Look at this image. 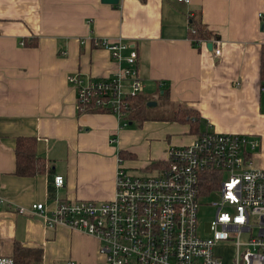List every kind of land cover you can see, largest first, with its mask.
I'll use <instances>...</instances> for the list:
<instances>
[{
	"label": "crops",
	"instance_id": "obj_1",
	"mask_svg": "<svg viewBox=\"0 0 264 264\" xmlns=\"http://www.w3.org/2000/svg\"><path fill=\"white\" fill-rule=\"evenodd\" d=\"M192 18L215 34L219 55L209 42L190 41ZM96 38L132 43L139 94L160 102L161 112L192 109L198 131L158 113L136 127L100 110L78 113L67 76L98 80L113 69L109 52L91 43ZM262 44L264 0H0V256L106 264L94 236L48 227L31 205L41 203L48 214L56 199L109 200L118 159L130 174H153L170 147L189 144L206 124L255 138L264 152ZM24 136L33 137L44 162L28 176L14 173L15 139ZM56 174L64 180L59 188L52 186Z\"/></svg>",
	"mask_w": 264,
	"mask_h": 264
},
{
	"label": "built area",
	"instance_id": "obj_2",
	"mask_svg": "<svg viewBox=\"0 0 264 264\" xmlns=\"http://www.w3.org/2000/svg\"><path fill=\"white\" fill-rule=\"evenodd\" d=\"M190 41L198 46L209 42L213 54L219 55L215 38L194 36ZM91 43L109 52L113 69L98 80L79 73L67 76L75 90L76 110L111 113L126 124L129 101L143 88L134 45L107 38ZM260 89L264 92V84ZM258 146L255 138L219 133L206 124L189 144L170 147L163 166L153 174H130L118 159L111 199H56L48 214L41 203L32 204L30 213L42 217L48 227L63 225L94 236L106 264H223L214 247L228 241L232 264H264V168L253 165ZM209 174L216 182L206 185ZM63 181L56 174L52 186L59 188ZM211 193L218 200L211 203L215 211L209 235L202 236L197 209L201 198ZM17 212L25 209L18 207ZM0 264L22 263L0 256Z\"/></svg>",
	"mask_w": 264,
	"mask_h": 264
},
{
	"label": "trees",
	"instance_id": "obj_3",
	"mask_svg": "<svg viewBox=\"0 0 264 264\" xmlns=\"http://www.w3.org/2000/svg\"><path fill=\"white\" fill-rule=\"evenodd\" d=\"M188 26L189 29H193L194 31V34H191L188 30L190 37L196 36L209 40L215 36L213 32L209 31L204 25L193 18L189 21ZM259 81L261 84H264V44L260 46ZM148 101L149 99L147 97L140 94L132 97L129 101V110L126 115V122H140L145 119H150V115L147 114L150 109L146 106V102ZM157 113L165 119L176 120L179 122L184 120L189 121L191 126L189 130L191 132H197L199 129L197 113L192 109L177 106L169 112L162 111ZM157 113L155 115H158ZM14 165V173L21 176L32 175L44 169L43 160L34 153L33 137L24 136L17 137L15 139ZM214 181L216 182L214 174H209L204 178V184L206 185H210L211 183H214ZM16 250H19L18 246L14 247V251ZM12 258L17 262L23 261V259L16 254H13Z\"/></svg>",
	"mask_w": 264,
	"mask_h": 264
},
{
	"label": "rangeland",
	"instance_id": "obj_4",
	"mask_svg": "<svg viewBox=\"0 0 264 264\" xmlns=\"http://www.w3.org/2000/svg\"><path fill=\"white\" fill-rule=\"evenodd\" d=\"M150 101H154L155 103L157 102L156 99H150ZM149 109L150 110L147 113L149 115L155 114L157 112H161L160 102L156 103L153 107H149ZM122 122L123 121H120V123ZM125 127H136V122L130 125H127V126L125 125ZM259 149L260 148H257L254 151V156H253L254 166H259L260 163L263 165L264 163V152H262V150L259 151ZM217 200H218V195L211 193L205 197H202L199 202V206L197 209V230L202 236L209 235L208 225L215 211V206L211 205V203L216 202ZM243 238H244V235H242L241 239ZM226 243L227 244L219 245L217 248H215V251L222 258V262L224 264H232L233 246L228 245V244H231L230 241Z\"/></svg>",
	"mask_w": 264,
	"mask_h": 264
},
{
	"label": "water",
	"instance_id": "obj_5",
	"mask_svg": "<svg viewBox=\"0 0 264 264\" xmlns=\"http://www.w3.org/2000/svg\"><path fill=\"white\" fill-rule=\"evenodd\" d=\"M118 0H101V2L103 3H108V4H116ZM206 47L208 49H211V43H207ZM155 105L154 101H148L146 102V106L147 107H153ZM131 122H128V125H130Z\"/></svg>",
	"mask_w": 264,
	"mask_h": 264
}]
</instances>
